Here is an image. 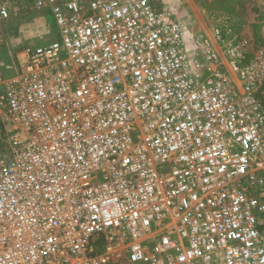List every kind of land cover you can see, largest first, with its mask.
<instances>
[{
  "label": "built area",
  "instance_id": "obj_1",
  "mask_svg": "<svg viewBox=\"0 0 264 264\" xmlns=\"http://www.w3.org/2000/svg\"><path fill=\"white\" fill-rule=\"evenodd\" d=\"M24 11L58 34L0 65V264H264V46L225 63L156 0Z\"/></svg>",
  "mask_w": 264,
  "mask_h": 264
},
{
  "label": "rangeland",
  "instance_id": "obj_2",
  "mask_svg": "<svg viewBox=\"0 0 264 264\" xmlns=\"http://www.w3.org/2000/svg\"><path fill=\"white\" fill-rule=\"evenodd\" d=\"M156 1L160 8L172 12L190 34L207 39L225 63L233 57L229 52L239 49L244 55L241 64L245 65L256 49L264 46V11L258 6L263 0ZM246 28L249 35L244 34ZM57 34L54 18L44 12L24 11L16 18L0 20V58L16 62L21 52L53 42ZM243 40L247 41L244 48L240 47ZM258 97L264 102V93Z\"/></svg>",
  "mask_w": 264,
  "mask_h": 264
},
{
  "label": "crops",
  "instance_id": "obj_3",
  "mask_svg": "<svg viewBox=\"0 0 264 264\" xmlns=\"http://www.w3.org/2000/svg\"><path fill=\"white\" fill-rule=\"evenodd\" d=\"M258 6L261 7V8H263L262 10L264 11V0ZM244 34L249 35V29L248 28H246V30H244ZM23 52H21L18 55V58H20L21 60H23V57H22V53ZM18 58H17V61L16 62H13V63L10 62V60H6L5 61V60H1V58H0L1 71H2L3 77L5 79H9V78H11L12 76L15 75V73H16V67H17V63H18ZM8 66H13L15 69L8 70V68H7Z\"/></svg>",
  "mask_w": 264,
  "mask_h": 264
}]
</instances>
